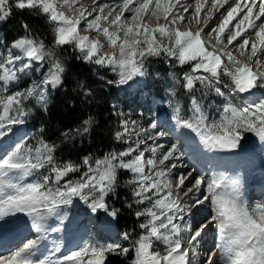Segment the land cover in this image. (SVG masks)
Masks as SVG:
<instances>
[{
    "label": "snow or ice",
    "instance_id": "snow-or-ice-1",
    "mask_svg": "<svg viewBox=\"0 0 264 264\" xmlns=\"http://www.w3.org/2000/svg\"><path fill=\"white\" fill-rule=\"evenodd\" d=\"M78 3L79 0H0V21L11 15L13 7L20 11L27 9L42 17L53 34L50 48L33 36L24 23L21 26L26 35L16 39L8 54L0 59V140L7 137L14 126L24 123L28 115L24 101L37 89L39 102L45 103L48 88L63 84L66 68L53 49L71 45L78 59L115 73L117 79L109 83L117 86L146 76L147 60L162 53L180 66H190V72L183 75V87L189 93L199 84L202 89L223 97L225 93L217 85L227 78L225 86L233 95L249 94L254 99L241 107L226 103L219 120L210 121L192 96L190 117H182L179 102L174 108L177 128L190 130L210 152L241 148L245 133L264 142V0H233L231 3L230 0H211L204 27L213 18L214 11L228 7L221 14L219 24L206 34L211 37L208 41L202 40L204 27H198L195 32L177 27L185 20L174 11L180 0H121L106 14L108 6L99 7L100 15L91 20L88 16L96 7L89 10L82 4L77 6ZM96 3L97 0H93V4ZM208 3L209 0H195V12L189 23L194 20L198 26L201 24L200 13ZM183 11L187 12V7ZM102 22L108 26H103ZM110 28L116 30L110 31ZM88 32L96 36L82 34ZM45 65L47 71L42 81L23 92L6 94L9 85L20 79V74L39 71ZM196 73L203 74L194 75ZM84 95L91 93L85 91ZM117 115L123 116V113ZM90 125L91 119L85 120L83 128L77 132H89ZM120 128L122 131H116L114 139L127 145L124 150L111 151L95 160L85 157L82 164H58L54 157L56 145L43 139L36 146L16 142L10 148H0V220L22 213L29 218L31 230L36 233L35 238L26 240L14 251L0 255V264H106L109 254L126 256L130 252L134 254L132 264H194L189 252L196 257L200 240L210 226L218 234L220 264H264V208L249 211L240 200L238 180L216 175L205 182V177L200 175L195 178L193 187L181 193L195 171L181 173L173 182L171 170L177 167L175 161L184 155L181 146L172 144L161 157L145 159L144 151L140 150L145 140L137 139L135 146L131 140L134 134L139 136L137 122L122 119ZM151 128L156 129L157 125L153 123ZM156 135L164 137L166 132ZM152 153L155 157V148ZM82 167L85 171L79 180L66 179ZM41 169H47V174ZM121 170L131 173L132 179L127 183L132 187L133 203L143 206L135 213L138 219L144 218L139 225L141 234L131 246L86 242L56 261L34 260V251L48 231L47 222L55 218L59 226L53 230L60 231L67 219L64 208L72 204L73 198L78 197L92 213L102 210L108 218L118 217L119 210L109 206L108 198L116 193ZM202 185L207 193L202 199L194 205L181 203L182 194L187 195L194 189L199 191ZM205 201L212 209L210 219L199 224L195 220L186 221L185 214L195 206L204 205ZM127 206L132 207V204ZM184 234H187L186 239ZM123 239H130L128 233ZM159 245H163L162 250ZM59 251L57 245L53 255ZM216 255V252L211 253L206 264H216L213 259Z\"/></svg>",
    "mask_w": 264,
    "mask_h": 264
},
{
    "label": "trees",
    "instance_id": "trees-1",
    "mask_svg": "<svg viewBox=\"0 0 264 264\" xmlns=\"http://www.w3.org/2000/svg\"><path fill=\"white\" fill-rule=\"evenodd\" d=\"M24 23L28 24L33 36L52 47L53 34L45 20L30 13L27 9L20 11L14 7L11 15L0 28L7 46L26 35L21 26ZM55 49L58 55L67 61V69L60 88H52L51 104L45 114H40V121L35 127L41 125L43 127L42 139L48 144L56 145L54 157L57 163L81 164L80 160L83 156L95 160L111 151L124 150L126 146L114 139V133L122 131L120 121L125 118L127 109V105L123 106L118 111V113H123V116H120L116 112L118 109L111 106L112 99H116L118 86L109 81L117 79L115 73L109 68L103 70L99 67L98 73L95 74L93 71L96 67L78 59V53L71 45ZM152 64L155 68L166 70L169 68V59L161 54L153 59ZM43 70H47V65ZM19 89L23 92L27 89V85ZM85 91H89L91 95L85 96ZM25 104L24 101V107ZM88 119H91L89 132L78 133L77 129H82L84 121ZM83 171L85 169L82 167L79 172L69 174L68 180H79ZM128 176L127 171L121 170L118 173L116 193L108 198V204L119 210L118 217L115 219L116 226L120 233H128L131 240L128 243L130 247L131 242L141 234L139 229L141 221L134 216L136 208L132 198V187L122 185V181L128 180ZM128 204H132V207H128ZM118 238H121L120 234ZM127 256L129 260L134 258L132 252Z\"/></svg>",
    "mask_w": 264,
    "mask_h": 264
},
{
    "label": "rangeland",
    "instance_id": "rangeland-1",
    "mask_svg": "<svg viewBox=\"0 0 264 264\" xmlns=\"http://www.w3.org/2000/svg\"><path fill=\"white\" fill-rule=\"evenodd\" d=\"M120 2H121V0H97V4H95V6H94L93 0H79V3L77 6H79V4H82L85 8H88L90 5H92L93 7H96V9H97L93 13H96V15H100L99 7L107 5L108 7L105 8V13H104V14H106L107 11L111 7H115ZM182 6L183 5H180V7L179 8L177 7L178 9L176 8L175 10L176 11L178 10V12L183 15L184 11L183 12L179 11L180 9L182 10V8H183ZM191 9H193V13L191 14V15H193L195 9H194V7H192ZM69 14H71V13H69ZM125 15L128 16L129 14L126 13ZM206 16H207V14L205 15V17ZM94 17L92 19H94ZM204 18H202L201 22H203ZM3 21H0V24ZM161 22H163V21H161ZM153 23H155V22H153ZM181 24H182V22L179 23V25H181ZM218 24L219 23L215 24V27ZM102 25L105 26V25H107V23L102 22ZM81 27H83V24L81 25ZM177 27H178V25H177ZM0 28H1V26H0ZM230 28H231V26H230ZM115 30H116L115 28H110V31H115ZM82 34H87V33H82ZM87 35H90V34H87ZM95 36H96V33H93V35L91 37H95ZM52 37H53V35H52ZM101 37L102 36H100L99 38H101ZM101 42L104 43L106 46L105 40H102ZM49 47L51 48V46H49ZM217 47H219V46H217ZM9 49H11V46H7L5 44L4 35L2 34V31L0 30V59H2L4 56H6L8 54ZM53 50L55 51L57 58L61 60V62L64 64L65 68L67 69V61H65V59H63L61 56L58 55L56 49H53ZM12 51L14 52V50H12ZM107 51L111 52L112 50L107 49ZM154 58H156V57H152V58H149L147 60V64H146L147 75L144 76L143 78H137L135 81L130 82L128 85L118 86L116 99L114 98L111 101L114 103V107L116 109H118V110H116L117 113H118V111H120L122 109L123 106L127 105V109L125 112V118L124 119H127L129 121L135 120L137 122V131L139 132V136L134 134L131 137V140L133 142V146H135L134 142L137 139L145 140V143L140 145V150L144 151L145 159L161 157L164 154V152L168 148H170L171 145L173 144L171 141H169L170 144L168 145V147H166V143H160L159 142V140L162 141V139H160V137L157 136L158 139H156V138L154 139L152 133H150L149 131L152 132L154 130L157 132V129L151 128V124H153V123L156 124V117H157V113L160 111V108L158 107V109H155V106L156 105L159 106V102L162 104V106H164L166 108L171 109L173 107L170 113L175 114L174 113V108H175L174 106H176V104L173 103V101L178 100L179 102H181V99H179L177 97H173V93L175 92V89L178 88L179 84L181 86V83H183V78H179V79H177V78L181 77V74H184L186 72H190V66L189 65L180 66L176 61L171 60L170 58H167V59H169V68L168 69L165 70L164 68H161V69L155 68L152 64V61ZM237 58L238 59L240 58L239 55H237ZM225 63H227L226 60H225ZM86 64H89V63H86ZM94 66L96 67V69L93 72L95 74H97L100 66H97V65H94ZM102 69L105 70L104 67H102ZM46 71L47 70H42V72L30 71V72L26 73L25 75H27V76H25V79L27 77L30 78L29 79L30 83H29L28 88H30L34 84H37L40 81H42L44 78V73ZM167 71L170 73H173V71L177 73L176 76L173 78L174 80H172V83H171V85H173L172 89H170L169 87H166L167 83H168V82L165 83ZM201 74H203V73H196L194 75H201ZM169 78H172V75H169ZM224 82L225 83L228 82L227 78L223 79L222 83H224ZM145 83H147V85H149L150 87H153L154 92H152L151 88H150L149 93L146 91H144L145 93L141 92L140 91L141 84L144 85ZM133 85H136V87H137L136 91L131 90V87ZM164 87H166V89L164 90V92H165L164 97L165 98L163 100L159 101L158 99H160V97H158V96L160 95V92H161V90H163ZM181 87H183V85ZM218 87H220L222 90L221 86H218ZM59 88L60 87L55 88V89H59ZM198 88L202 89L200 87V85ZM52 90L53 89L51 87L48 88V91L46 93V102L45 103H41L38 100L39 89H37V92L35 94H33L31 97H29L28 99L25 100V103H26L25 107H26L28 115L24 117V123L21 125L14 126L13 131L7 137L0 140V144L4 143L6 147L8 145L13 146L16 142H25V140L28 139V142H27L28 145H30V146L38 145L39 141L42 139L43 131H41V129H43V127L41 125L35 127V125L40 121V117H39L40 114L41 115L45 114L46 109L51 104V96H50V98L48 96H49V93L52 92ZM183 90H185V89H183ZM17 91H21V90L18 87H15V88H12V90L9 93H6V94L10 95L13 92H17ZM151 93H154V96L157 97V99L154 102V105L151 104V101L153 100ZM210 93L215 98L214 101L212 100L209 102L210 107L208 108V110H210V116H208V117H209L210 121L212 119L213 120H219L220 113H221V111H222V109L226 103H232L233 105H235L237 107L246 106L245 102H246L247 98L249 97V94H247V95L246 94H238L237 96L227 97V93H225V95L223 97H220V96H217L212 91H210ZM257 94H259V93H257ZM189 98H187V99H189ZM190 101H191V98H190ZM171 102H172V106H165L167 103H171ZM110 105H111V103H110ZM206 110H205V113H206ZM159 113H163V112H159ZM185 114L186 115L184 116V113L182 112V117L188 118L192 115V112L188 111ZM142 129H147V131H142ZM244 136H245V138L242 142H245V147L247 148V153H249L251 150L252 151L255 150L256 146H257L256 143H257L258 138L251 133H245ZM149 137H152V138H149ZM121 144H123L127 147L126 144H124V143H121ZM178 145H180V143H178ZM180 146L184 150L185 147L183 145H180ZM150 147H153L156 149L155 157L153 156V153H152V150L150 149ZM7 148H10V147H7ZM7 148H5V149H7ZM248 149H251V150L248 151ZM260 154H261V157L264 159V151H260ZM83 157H86V156H83ZM83 157H82V159H83ZM82 159L80 160L81 164H82ZM237 160H239V163L237 162L238 167H241V160L240 159H237ZM177 162H179V160L175 161V163H177ZM178 164L180 165V162ZM262 164H264V162ZM161 167H163V166H161ZM251 170H254V169H251ZM41 172L47 174V169H41ZM188 172H190L189 169L188 170L186 169L183 171H178L176 169H172L171 173H172L173 182H175V179L179 174H181V173L186 174ZM128 175H129L128 180L125 179L122 181V185H124L126 187L129 186L127 182L132 179L131 173L128 172ZM198 176H200L199 171H198V174L196 172L192 171V176L188 178V180L185 182V187L181 190L186 192L187 188H190L191 183H192L191 187H193V184L195 183V178ZM203 176L205 177V182H207V180L210 179V178H208V176H205V175H203ZM34 178L35 177H30V179H34ZM66 179H68V177ZM129 188H130V186H129ZM126 189H128V188H126ZM204 194L205 195L207 194L206 188L204 185H202L199 191H196V193L193 196H190V201L193 204L197 201V199L202 197ZM73 201H79V198L75 197V198H73ZM208 203H209L208 201H205L204 205H202L203 208L207 211V214L205 215L204 218L211 217V214H212L210 204H209L210 209H209V206L206 205ZM134 205L136 208L135 212H134V216H135V218H137L135 213L137 210L142 209L143 206H138L136 204H134ZM79 208H80L79 209V220L81 221L80 231L83 234L87 233V235L84 239H88V240L94 239L95 241L92 243L93 244H99L101 246H106V245L113 244V243H120L124 247H129L128 243L131 241L130 239L125 244V243H123L122 237L118 238V237L113 236V235L104 236L105 234L110 235L109 232H112L113 229L104 231L105 233H102L103 230L102 231H100V230L94 231L93 224L96 221V215L97 214L92 213L91 210L88 209L87 205L84 203H82ZM69 210L70 209H68L67 206L64 208V211L67 213V217H68ZM97 213H100V214H98V221H100L99 218L102 215L104 216L105 213L102 210L98 211ZM200 214H202V213H200ZM15 217L17 219H20L21 223H24V221H25V215L24 214L18 213L15 215ZM139 219L141 221L140 223L144 222L143 217H141ZM68 221L65 220L64 228L68 227ZM55 222H58V221L55 219ZM19 226H20V224H19ZM64 228L62 227L61 229L63 230ZM139 229H140V227H139ZM96 232L102 233L103 235L99 236V234H97ZM85 241H87V240H85ZM160 246L161 245H159V247ZM74 250H76V249H74ZM132 256L134 257L133 253H132ZM108 258L111 261L113 260L115 262V264H132V260H133V259L129 260L128 258H125V255H115V254H109Z\"/></svg>",
    "mask_w": 264,
    "mask_h": 264
},
{
    "label": "bare ground",
    "instance_id": "bare-ground-1",
    "mask_svg": "<svg viewBox=\"0 0 264 264\" xmlns=\"http://www.w3.org/2000/svg\"><path fill=\"white\" fill-rule=\"evenodd\" d=\"M231 2H233V0H230V3ZM180 5H183L182 6L183 8L187 7L188 9L187 12L183 13L185 20L182 21L181 25L178 24V27L180 28V30L182 31L191 30L195 32L198 29V27H204L203 22H201L199 26L195 23L194 20H191V22L189 23V20L192 17L191 14L193 13V9L191 8L194 7L195 9V0H180V4L177 7L179 8ZM210 6H211V0H209V3L205 5L204 9L201 11L200 13L201 20L207 14L208 7ZM227 7L228 5H225L224 8H220L218 11H214L213 18L209 20L208 25L204 27V33H202V40L208 41L211 38L209 35H206V34L210 32L211 28L215 27V24L219 23L220 19L222 18L221 14L225 13V9ZM92 8L93 6L90 5L87 9L91 10ZM183 8L182 10L180 9L179 11L183 12ZM174 11L176 10L174 9ZM95 15L96 13H93L91 16H88V20H91ZM242 15L243 13H241V16ZM237 19H239V17ZM3 22H1L0 26L3 24ZM233 23L235 22L233 21ZM257 23H259V21ZM93 33L94 32H88L87 34H90V36H92ZM212 37H214V34H212ZM241 39H243V37ZM100 40L102 41L104 40V38L101 37ZM212 42L214 44V39H212ZM238 42L239 41L234 42V43H238ZM229 49H232V46H229ZM208 50L212 51L213 49L209 48ZM234 55H238V53L234 51ZM39 72H42L41 69L39 70ZM176 74L177 73L174 71L173 73H170L167 71L165 83L167 82L168 83L166 87H169L170 89L173 88V85H171V83H172V80H174L173 78L176 76ZM169 75H172V78H169ZM177 79H179V77ZM24 80H27V79H25V77L23 76H20V79L16 83H14V85L19 86L22 83H24ZM183 84H184V81L183 83H181V86ZM181 86L179 84L178 88L175 89V92H174L175 95H173V97H177L181 99V102H179L178 100L177 101L174 100L173 103L177 104V102H179V104L182 106L181 115L183 112L185 116L186 115L185 113H187L191 109L190 98H192V93H189L186 90H183L184 88ZM166 87H164L163 90H161L160 95L158 96L160 97V99H158L159 101L165 98L164 90L166 89ZM198 87L199 85L197 84V89H199ZM51 93L52 92L49 93V96H48L49 98L51 96ZM257 96H259V94H257ZM195 98L201 104V97H195ZM252 99H254V97L249 95V97L247 98L245 102V105L251 102ZM212 100L214 101L215 98L211 93H209V97H205L202 99V106L204 107L203 109L204 111L207 109L206 113L208 116H210V110H208V108L210 107L209 102ZM111 106L114 107V103H112ZM158 107L160 108L159 112H163V113L156 112L157 113V117H156L157 128L156 129H157V132H160V131L166 132V135L164 137H160L162 141L159 140V142L166 143V147H168V145L170 144L169 141H171L173 144L180 143V145H183L185 147L184 150L182 149L185 155H183V157L179 160L180 165L178 164L179 162L176 163L177 167L175 169H198V171L200 172V175L210 176V179L216 175H223L229 179H236L238 180V194H239L240 200L244 205L248 207L249 211H252L253 209H256V208H264V206L259 205V204L257 205L256 203H253V205H249L248 199L245 197V195L249 194L251 190H254V187L251 188L252 186H255V185H257L256 187L261 186L263 187V190H264V169L256 168L255 165L253 166L245 165V164H248L251 158H254L255 160L258 159L261 164L264 162V159L261 157V154H260V151H264V142L257 139L256 149L253 151L251 150L249 153L246 152V154H242V151H240L241 148H238L234 151L210 152L204 149L203 146L199 144L198 138L190 130L177 128L174 119L171 118V117H174L175 114L170 113L173 107L171 109L166 108L162 106L160 102H159ZM0 148H4V147L0 146ZM237 159L241 160V167H238L237 162L239 163V160ZM166 163H170V162H166ZM251 169H259V170H251ZM191 185L192 183L190 184V186ZM194 193H196L195 189H194ZM203 196L200 197L199 199H202ZM185 199L186 197H184V201ZM206 205L209 206V203ZM209 209H210V206H209ZM204 211L207 212L205 209ZM72 217H73V213L68 212L69 221L67 220L68 227H65V231H63L62 229L60 231L53 230L59 226V223H58L59 221L55 222V220L52 221V219H50L47 222L48 231L45 233L44 238L41 239L39 245L34 251V256H33L34 260L51 259L53 261H56L58 259H61L63 255L68 254L69 252L76 249L77 242L80 239L84 238L83 236L84 234L80 231V225L76 226L75 223H72V220H71ZM193 217L194 215H192V218L190 217L189 220L191 219L194 220ZM208 219H210V217ZM208 219L204 220L203 222H207ZM20 223H21L20 219H17L15 216L6 217L3 220H0V245H4L3 247L7 246L3 251L0 252V255H7L11 251H14L17 247L21 246L24 242H26V240L35 238L36 233L31 230V224H29L28 226H23V225L19 226ZM71 226H73L74 231H71L72 229ZM93 229H98L100 231L103 230L102 232L114 229L111 218L106 217V214H105L102 217V219L97 222V225L93 226ZM215 232H216L215 228L210 226L209 229L207 230L206 235L203 236L200 242H203L204 245H207L211 242L208 238H211L214 244H216L217 242L216 240H218L214 248L210 249L209 251H207L208 249H206L205 252H216L217 255L213 257V259L216 261V264H220L219 253L217 251V245L219 244V238H218V234H215ZM67 233L70 234L68 239L65 238ZM184 236L186 239L187 234H184ZM20 237L21 238L24 237V240L23 239L21 240ZM57 245L60 247V251L56 252L53 255L54 249ZM161 246L160 247L158 246V247L162 250ZM202 252H204V250H202ZM200 257H202V255L198 256V258ZM194 258L195 257L192 256V259Z\"/></svg>",
    "mask_w": 264,
    "mask_h": 264
},
{
    "label": "built area",
    "instance_id": "built-area-1",
    "mask_svg": "<svg viewBox=\"0 0 264 264\" xmlns=\"http://www.w3.org/2000/svg\"><path fill=\"white\" fill-rule=\"evenodd\" d=\"M183 75L184 74H181V77H179V78H183ZM226 84H228V82L221 83V84H219L217 86H221L222 87V91L224 93H227V97H229V96H237L238 94L237 95H233L231 93L230 88L225 86ZM209 93H210V91H208V90H205V89H197V87H196V89L194 90V92H192V96L201 97V106H202V99L205 98V97H209ZM165 106H172V102L171 103H167ZM171 118H173V117H171Z\"/></svg>",
    "mask_w": 264,
    "mask_h": 264
}]
</instances>
